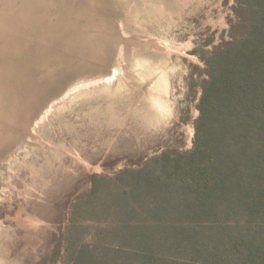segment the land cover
<instances>
[{
	"label": "rangeland",
	"instance_id": "374dc122",
	"mask_svg": "<svg viewBox=\"0 0 264 264\" xmlns=\"http://www.w3.org/2000/svg\"><path fill=\"white\" fill-rule=\"evenodd\" d=\"M40 1L0 0V90L25 80L19 72L27 67L49 80L76 63L72 48L101 61L78 75L121 67L124 87L116 82L65 104L51 96L57 108L46 123L8 148L0 161V260L73 264L83 246H106L189 264H264V193L230 197L231 207L218 198L213 215L190 221L195 198L178 186L145 190L120 175L160 151L192 148L205 60L222 42L246 38L249 1ZM28 14H40L38 28L24 24ZM146 33L164 40L167 52L137 40ZM28 215L41 224L27 226Z\"/></svg>",
	"mask_w": 264,
	"mask_h": 264
},
{
	"label": "trees",
	"instance_id": "16d2710c",
	"mask_svg": "<svg viewBox=\"0 0 264 264\" xmlns=\"http://www.w3.org/2000/svg\"><path fill=\"white\" fill-rule=\"evenodd\" d=\"M248 1L252 14L246 38L222 42L205 60L207 79L192 148L160 151L137 161L138 169L120 174L145 190L154 186L166 192L178 186L195 198L192 207L198 210L191 212L190 221L213 215L218 198H227L225 207H231L230 197L264 193V0ZM73 264L189 263L152 252L83 246Z\"/></svg>",
	"mask_w": 264,
	"mask_h": 264
},
{
	"label": "bare ground",
	"instance_id": "6f19581e",
	"mask_svg": "<svg viewBox=\"0 0 264 264\" xmlns=\"http://www.w3.org/2000/svg\"><path fill=\"white\" fill-rule=\"evenodd\" d=\"M38 1H39V4L43 3V1L42 2L40 0H38ZM48 1L49 0H47V2ZM183 1L185 2V0H183ZM37 6H38V3H37ZM24 8H25V6H24ZM26 8H29V5H27ZM45 8L48 10L47 7H45ZM29 13H32V12H29ZM32 14H34V13H32ZM37 15L36 16L33 15L34 17H36V19L33 17L31 18L30 16H32V15H29V14L27 16L23 15V20L26 21V23H24V24H26V26H27L30 22H32L34 24H36L35 22H39V19H37ZM20 22H21V20H20ZM40 22H42V21H40ZM117 22H118V20H117ZM14 24H16V23H14ZM15 26H17V24ZM118 26L120 27V25H118ZM37 28H38V25H37ZM52 28H55V27H53V25H52ZM42 30H43V28H41L40 31H42ZM45 34H46V32H45ZM122 35H123V37L127 38V36H125L124 34H122ZM52 36L55 37L54 34ZM49 37H50V35H49ZM50 38H52V37H50ZM18 39L20 40V38H17V40ZM142 39H144V41H150L152 48L159 50V51H162L163 53L167 52L166 50L169 49L167 43L164 40H162L160 38H156L155 35H153V34L146 33L144 37L137 38V40H142ZM17 40L14 39L13 42H11V45H14V44L16 45ZM10 41H12V40H10ZM46 41H47V39H46ZM15 45H14V47H15ZM6 48H5V51H7ZM16 48H18V47H16ZM69 51H70V49H69ZM72 52L79 55V58L76 61V63H74V65L73 64L72 65L67 64L64 69L60 70V72L58 74L54 75L49 80H46V81L44 80V82L43 81L41 82V80H39V78H38V76H39L38 74L41 70H39V72L37 74L36 73L37 68H35L36 70L29 71L28 67H27L26 71H24L22 69V71L19 72V73L24 74V75L22 74L23 75L22 77L28 76L26 79L24 77L25 80L22 79L23 81L20 80L21 82H19V83L16 81L18 83L17 86L9 84L6 87L4 86V89L0 90V101L3 103V104H0V161H3L4 158H6V155H5L6 151L17 140H19L20 138H24L25 134L35 135L36 128H38V126L40 127L39 124L40 123H42V124L46 123V121L48 120L50 115L53 114L52 113L54 110L53 107H55L53 105L54 102L52 103L50 101L51 99L49 100V98L51 96L57 95L56 99H54V98L53 99L59 103L61 101L64 102L66 100H70V102H75L77 99H81V98L85 97V95L87 96L90 93L92 94L93 91L98 90L99 88H102L105 90L106 89H110V90L114 89L112 87L116 82L118 84L117 88L123 89V87H124L123 79H125V74H124L123 68H121V67L118 68L117 66L109 68L110 66H108V67L103 66L104 68H102L100 71H105V69H106V71L103 72L102 74H99L97 76H92V77H84L83 73L78 75L80 71L84 72V70L89 68L88 66H90V67L95 66V65L99 66V62H101V61L96 60V58H94L93 56H91L87 52H81L79 50L77 51V49H75L73 51V48H72ZM7 54H9V53H7ZM72 58H74V57H72ZM56 62H57L56 59L53 60L54 64ZM54 64H53V66H54ZM19 68H21V67H19ZM5 69H6V67H5ZM2 70L4 71V69H2ZM15 73L17 74V72H15ZM16 74H15V76L18 75V74L17 75ZM67 75L72 76V77H69ZM20 77H21V75H20ZM40 77H42V76L40 75ZM16 79H19V78H16ZM48 100L50 101V105H49V102L47 104ZM151 103L156 108H159L161 110H165V108H164L165 106L162 105L158 100L152 99ZM64 104H65V102H64ZM59 106H61V105H59ZM55 108H57V106ZM154 111L156 113V109H154ZM44 121H45V123H44ZM12 152H13V150H12ZM72 155H74V154H72ZM2 157H3V159H2ZM75 157L79 161L81 160L80 162H83L84 164H88L80 156H75ZM24 222L27 223V226L29 225V227L30 226L36 227V226H39L41 224V220L34 215L26 216V219H24ZM21 224H23L22 221H21ZM0 264H9V262L0 260Z\"/></svg>",
	"mask_w": 264,
	"mask_h": 264
}]
</instances>
